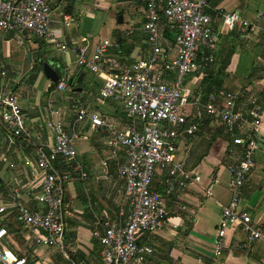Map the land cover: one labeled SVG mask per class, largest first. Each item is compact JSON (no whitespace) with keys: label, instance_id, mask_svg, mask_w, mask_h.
<instances>
[{"label":"crops","instance_id":"1","mask_svg":"<svg viewBox=\"0 0 264 264\" xmlns=\"http://www.w3.org/2000/svg\"><path fill=\"white\" fill-rule=\"evenodd\" d=\"M213 1L217 2L211 12L216 33L215 53H226L232 47L235 50L226 68L229 76L226 89L238 94L237 107L248 113L258 112L261 137L264 138V14L257 11L252 16L249 12L248 17L247 8L239 9L240 0ZM46 2L51 7L52 40H38L25 32L0 31V68L6 71L1 87L15 94L27 132L23 138L10 140L0 121V207L14 203L41 209L36 200L40 176L32 172L38 173L36 152L38 148L48 151L53 145L54 137L46 129V122L60 120L67 133L78 135L76 158L57 164L59 172L67 175V180L60 184L66 205V251L37 247L27 229L16 221V210L9 207L0 213V230L11 228L13 231L6 232L2 246L14 255L24 257L29 264H100L101 248L92 232L96 228L102 230V224L109 220L124 223L130 212L125 185L117 174L118 166L125 163L127 157L124 148H108L107 135L91 128L87 119L78 121L77 112L71 106L76 104L89 114H97L116 130L125 129L130 121L119 101L97 100L95 93L103 79L77 67L76 60L80 49L91 56L104 40L112 43L105 56L104 71L107 73L118 74L132 64L150 58L151 48L142 32L144 0ZM225 12H237L249 22L243 36L240 34L245 29L241 27L221 31V15ZM164 28L160 25L161 44ZM111 34L112 39L108 37ZM117 35L127 40L130 47L122 49L116 43ZM62 45L66 47L65 51L60 50ZM53 46L58 53H53ZM166 47L164 52L170 60L176 55V44ZM39 60H43L40 66ZM44 63L57 73L56 83L45 77ZM254 66L262 68L261 77L247 83L254 73ZM30 72L33 77L25 80ZM81 74V81L76 84ZM202 77L201 69L185 78L184 85L190 90L189 117L195 116V107L191 103L199 98L196 93ZM61 80L65 84L63 90L58 89ZM69 82L74 85L70 87ZM76 88L81 90L74 91ZM219 127L220 121L216 118L194 136L188 135L185 132L188 127H185L176 141L177 158L185 163L187 170L197 172L201 178L199 183L166 195L163 188L165 173L155 172L153 188L163 197L167 219L155 234L139 238L140 244L152 249V254L141 264H264V238L248 243L237 227L227 231L228 248L220 255L214 253L222 207L230 199L229 177L224 179L225 182L221 180L225 173L221 166L225 165L227 173V166L236 162L238 156L235 153L239 152V148L230 146ZM254 163L243 187L239 209L247 212L264 233V145L256 152ZM207 186L211 188L212 196H207L202 189ZM235 242L240 248L233 246Z\"/></svg>","mask_w":264,"mask_h":264},{"label":"built area","instance_id":"2","mask_svg":"<svg viewBox=\"0 0 264 264\" xmlns=\"http://www.w3.org/2000/svg\"><path fill=\"white\" fill-rule=\"evenodd\" d=\"M144 22L142 32L151 48V57L132 64L120 73L104 71L105 56L112 47L108 40L100 42L91 56L80 49L77 67L98 74L103 79L96 91L98 101L114 99L121 103L130 123L123 130H116L97 114H89L72 104L77 112V120L87 119L90 127L107 135L108 148H124L126 162L118 166V178L124 183L126 196L130 201V212L124 223L113 220L96 228L92 236L100 245V264H141L152 249L138 242L141 236L155 234L165 224L167 213L160 192L150 189L156 171L164 172V193L172 195L199 183L197 172L187 170L185 163L176 155V141L185 128L189 117L190 90L184 85L185 78L201 70L197 62L199 49L208 51L211 61L216 47V33L213 20L206 13L207 0H144ZM171 29L178 32L176 55L168 60L161 46L160 16ZM51 7L46 0H0V31L25 32L50 41L54 32L49 28ZM68 24V23H67ZM249 22L237 12L221 15V31L229 32L236 27L246 29ZM65 51V46H60ZM6 71L0 68V82ZM65 88L64 80L58 89ZM238 94L221 91L217 96L200 97L191 103L198 119L213 117L218 119L230 132L236 162L227 166L229 174L230 199L222 207L221 218L214 239V253L220 255L228 248L227 231L239 228L248 243L264 238L260 226L253 222L247 212L239 209L243 187L254 168V158L264 138L261 137V119L258 112H245L237 107ZM0 121L4 124L10 140L27 135L25 118L15 94L6 91L0 83ZM46 129L53 135L54 142L48 151L38 148L36 171L40 176L39 193L36 196L41 209L35 210L23 205L12 204L16 210V221L30 233L37 247L64 250V217L66 205L60 184L67 175L59 172L57 164L76 158V133H67L60 120L47 121ZM197 125H190L185 131L192 135ZM207 196H212L211 188H202ZM7 206L0 207V213ZM7 235L0 230V264H29L24 257H17L2 246ZM235 248L240 244L235 242ZM67 257V254L64 253Z\"/></svg>","mask_w":264,"mask_h":264},{"label":"trees","instance_id":"3","mask_svg":"<svg viewBox=\"0 0 264 264\" xmlns=\"http://www.w3.org/2000/svg\"><path fill=\"white\" fill-rule=\"evenodd\" d=\"M207 2L209 3V6L206 9V13H208L211 16L213 14L211 13L212 9L217 6V2H214L213 0H207ZM160 25L161 26L163 25V27H165L162 33L163 42L161 44L163 50L165 51L164 48H167L166 47L167 45H171V46L175 45L178 32L175 29H171L169 25L166 24L162 15L160 16ZM247 31H248V28H246L245 31H241L240 36H243L245 32ZM115 38H116V43L120 45L122 49L130 47V46H127L126 44L127 40L123 39L121 36L117 35ZM234 52L235 50L233 47L229 51L223 54L221 53L219 54V52H217L213 54L211 61H209L208 51L206 49L198 50L197 62L201 66L203 77L200 82L199 90H197L196 94H199L201 101L205 100L209 95L217 96L221 91L228 92V90L226 89V84L228 82L229 76L226 74V68ZM148 59L149 57L146 60ZM42 62L43 60H39V66L42 64ZM261 70H262L261 67L254 66V73L248 78L247 83L252 82V80L259 79L261 77V75H259ZM195 73L196 72H193L189 74L188 76L191 77L195 75ZM184 84H185V80H184ZM69 86L70 87L73 86L72 82H69ZM214 119L215 118L213 117H204L202 119H198L196 117L191 116L187 118L185 127H189L190 125L196 124L197 130L191 135V136H194L197 133L199 134L201 130H203V128L206 125H208L211 121H213ZM218 129H221L225 133L224 137L226 141L230 143V146H233L231 134L221 122H220V127ZM150 189L153 191H157V189L153 188V183H151ZM12 231L13 230L11 228H8L6 230V232H12ZM17 257H22V256L17 255Z\"/></svg>","mask_w":264,"mask_h":264},{"label":"rangeland","instance_id":"4","mask_svg":"<svg viewBox=\"0 0 264 264\" xmlns=\"http://www.w3.org/2000/svg\"><path fill=\"white\" fill-rule=\"evenodd\" d=\"M238 5H240L239 9H246L248 10V14L247 16L249 17V12L252 13V16H254V13H257V11L260 13V14H264V0H240ZM208 6H209V3H208ZM139 24V23H138ZM104 35V34H103ZM108 37L110 39H112L113 37V34L111 35H108ZM39 40V39H38ZM53 53L56 54L58 53L57 50H56V47L53 46ZM36 61V60H35ZM33 72H30L28 73V77L25 78V80H28L29 78L33 77ZM74 85V84H73ZM108 100H111V99H108ZM221 171L224 173L223 175V180L225 182L224 179L228 178L229 175L226 173V169H225V165H222L221 166ZM229 185V184H228ZM228 191H229V188H228ZM229 194H230V191H229Z\"/></svg>","mask_w":264,"mask_h":264},{"label":"water","instance_id":"5","mask_svg":"<svg viewBox=\"0 0 264 264\" xmlns=\"http://www.w3.org/2000/svg\"><path fill=\"white\" fill-rule=\"evenodd\" d=\"M121 18L119 17V23H121ZM43 72H44V75L47 79H49L51 82L53 83H56L58 81V75L57 73L46 63L43 64ZM82 74L77 78L76 80V84L80 83L81 81V78H82ZM81 89L80 88H76L74 89V91H80ZM66 251V249H65Z\"/></svg>","mask_w":264,"mask_h":264}]
</instances>
